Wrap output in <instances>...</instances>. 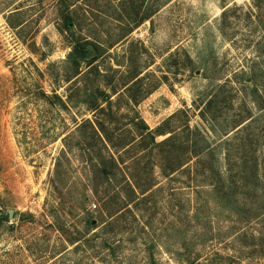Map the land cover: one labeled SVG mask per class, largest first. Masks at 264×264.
I'll return each mask as SVG.
<instances>
[{"label": "rangeland", "instance_id": "rangeland-1", "mask_svg": "<svg viewBox=\"0 0 264 264\" xmlns=\"http://www.w3.org/2000/svg\"><path fill=\"white\" fill-rule=\"evenodd\" d=\"M73 43L108 78L72 79ZM94 87L119 91L113 143L135 140L108 180L78 129L101 118ZM135 115L173 141L144 150ZM193 136L205 149L165 177ZM0 212V264H264V0H0Z\"/></svg>", "mask_w": 264, "mask_h": 264}, {"label": "trees", "instance_id": "trees-1", "mask_svg": "<svg viewBox=\"0 0 264 264\" xmlns=\"http://www.w3.org/2000/svg\"><path fill=\"white\" fill-rule=\"evenodd\" d=\"M148 19L149 17L143 16L137 21L136 24L139 25ZM70 20L71 19L68 14H66L65 17L63 18V21H64L63 26L67 30H69V27L72 25ZM70 45L72 46L71 47L72 50L68 55L67 61L69 65L71 66L69 67V70L71 71L70 73H71L72 79L80 75V71H79L80 62H83L86 65L87 70L84 72L85 76L87 75V77H92L94 80L99 78V80H97L96 82L100 81V78L106 77L104 76L99 65L97 64V60L101 57L102 53H100L101 51H99L100 49H98V46L96 44L73 43ZM110 70H111L110 72L113 74L112 77L118 76L119 74L118 71H116L115 69H110ZM140 75H141V72H138L137 74L130 76V80L126 84H124L121 89L125 92V96L127 95L129 101L135 104L138 102V100L135 98L134 95H130V91H132V89L136 85H138L140 82H142L141 77H139ZM106 78H108V76ZM109 78L111 79V77ZM94 90H95L96 96L94 98H93V95L90 97H87L88 99H85L83 102L89 108V111L93 113V115L100 114L101 118L97 119V117H95L94 119L95 121L86 120L81 125L78 126V129L88 127V129L90 130L94 138L98 140L99 143H101V146L106 152L107 156L103 155V156L97 157L94 167H96L101 173H103L105 175V179L108 180V175H110L111 171L105 170L106 161L111 164L112 168L115 171H118L119 166L123 164L121 157L118 155V150H122L127 146H131L135 142V140L124 141L120 145H116L115 143H113V136L109 134L106 124L112 123V119H115V114L112 111L113 102L111 98L115 95L119 96L120 95L118 94L119 91L112 92V94L110 95V94H107L101 91V88L99 90L98 87H94ZM147 93L148 91H145L143 95L146 96ZM54 98L58 100L60 105L64 106L66 104V101L63 102L61 99H59L55 95H54ZM90 98H92V100ZM68 102H70V99H67V103ZM246 118L247 117H245V119L243 120L242 119L238 120L234 124L233 129H237L242 124H244L246 122ZM131 122H132V125L137 130V139L140 144H143L144 150L146 148L162 149L166 147L168 144H170V142H172L174 139V137L170 135L173 132L171 131L166 132L164 131V129L160 127L157 128L154 132L149 131L148 127L137 115H135V117L133 116ZM185 128L189 134H192L193 132H197L195 130L194 131L190 130L188 126ZM167 134H169L170 136L163 139L162 141L158 143L156 142V137H165ZM195 136H193V139L189 141H188V138L186 139L184 153H182V156L184 158L182 159L183 161H181L180 163L172 167H168V165L166 164L165 168H168V172L162 169V174L165 177L173 174L177 170L188 165V163L191 161L190 158H198L200 152L205 149V147L199 148V145L197 141L195 140L196 138ZM111 150H113V153H110ZM125 185L128 186L130 190L134 192L137 191L141 196H143L148 191H150L153 186L151 185V183H148L146 186L145 185L143 186L137 183L136 181H133L131 183L133 188L128 183H125ZM6 222H7V215L0 212V225ZM89 224H90V221H89Z\"/></svg>", "mask_w": 264, "mask_h": 264}]
</instances>
